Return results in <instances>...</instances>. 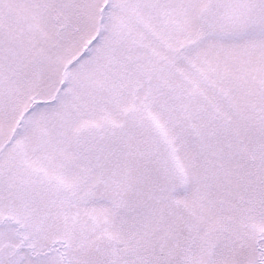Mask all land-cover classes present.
Masks as SVG:
<instances>
[{
	"label": "snow or ice",
	"instance_id": "6c2138e0",
	"mask_svg": "<svg viewBox=\"0 0 264 264\" xmlns=\"http://www.w3.org/2000/svg\"><path fill=\"white\" fill-rule=\"evenodd\" d=\"M0 264H264V0H0Z\"/></svg>",
	"mask_w": 264,
	"mask_h": 264
}]
</instances>
